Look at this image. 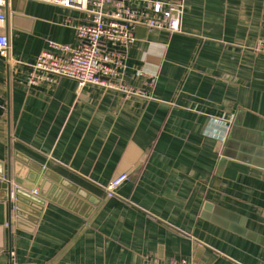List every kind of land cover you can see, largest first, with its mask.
Here are the masks:
<instances>
[{"label": "crops", "instance_id": "1", "mask_svg": "<svg viewBox=\"0 0 264 264\" xmlns=\"http://www.w3.org/2000/svg\"><path fill=\"white\" fill-rule=\"evenodd\" d=\"M7 6L0 264H264V0H186L181 32L136 27L130 92L32 78L40 53L77 45L90 17ZM16 164L42 170L37 220L9 211L2 186Z\"/></svg>", "mask_w": 264, "mask_h": 264}, {"label": "built area", "instance_id": "2", "mask_svg": "<svg viewBox=\"0 0 264 264\" xmlns=\"http://www.w3.org/2000/svg\"><path fill=\"white\" fill-rule=\"evenodd\" d=\"M37 1L86 11L90 20L75 26L77 45L52 42L51 49L42 51L33 65L32 78L70 77L80 85L94 84L127 92L130 90L124 78V49L135 44L136 27L143 25L153 30L181 32L186 3V0ZM5 4L6 0H0V21L6 19ZM8 48V36L0 34V52L5 53ZM257 49L264 53V38ZM127 178L123 173L112 179L106 187L108 195L113 196Z\"/></svg>", "mask_w": 264, "mask_h": 264}, {"label": "water", "instance_id": "3", "mask_svg": "<svg viewBox=\"0 0 264 264\" xmlns=\"http://www.w3.org/2000/svg\"><path fill=\"white\" fill-rule=\"evenodd\" d=\"M7 4L8 0H6V6ZM33 171H36L37 173H39V171L42 172L41 169L34 168L30 170L27 166L16 164L14 174H12V171L9 172L6 183L2 187L6 194L5 196L11 214L14 208L17 215L24 217V214L28 213L31 214V218L35 216V220H37L41 211L40 209L37 211L31 203L38 206H44L46 204V200L43 199L45 197L43 180L39 181V186L41 187L39 193H33L35 184L40 176Z\"/></svg>", "mask_w": 264, "mask_h": 264}, {"label": "rangeland", "instance_id": "4", "mask_svg": "<svg viewBox=\"0 0 264 264\" xmlns=\"http://www.w3.org/2000/svg\"><path fill=\"white\" fill-rule=\"evenodd\" d=\"M115 194H116V192H115ZM115 194H114V195H115ZM114 195H113V196H114ZM110 197H111V196H110Z\"/></svg>", "mask_w": 264, "mask_h": 264}]
</instances>
